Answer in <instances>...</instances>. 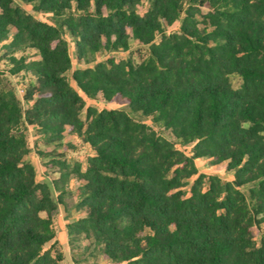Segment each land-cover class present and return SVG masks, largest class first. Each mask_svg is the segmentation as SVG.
I'll return each mask as SVG.
<instances>
[{
	"label": "trees",
	"instance_id": "obj_1",
	"mask_svg": "<svg viewBox=\"0 0 264 264\" xmlns=\"http://www.w3.org/2000/svg\"><path fill=\"white\" fill-rule=\"evenodd\" d=\"M19 1L49 22L0 0V264H61V213L107 264H264V0Z\"/></svg>",
	"mask_w": 264,
	"mask_h": 264
},
{
	"label": "rangeland",
	"instance_id": "obj_2",
	"mask_svg": "<svg viewBox=\"0 0 264 264\" xmlns=\"http://www.w3.org/2000/svg\"><path fill=\"white\" fill-rule=\"evenodd\" d=\"M18 2L22 4L19 0ZM22 6L31 14H34L37 18L43 20V21H48L49 18L46 15L35 13L34 11L31 10L30 6L22 4ZM143 8L141 9V12H143ZM202 11L205 12V8H202ZM175 27H178V23L174 25ZM174 29V28H173ZM140 51V52H138ZM1 53V50H0ZM146 53V50L134 43L131 45V52H118V53H110V52H101L97 54L96 59L97 60H103L107 58L110 55H113L117 60L127 58L129 56H132L135 62H138L140 59V55H144ZM1 69H5V66L3 62H1ZM8 79L13 85L17 84V92L19 97H22V90L24 89L23 85L19 82L20 80L17 77H11L6 73ZM29 79H33L32 76H29ZM73 83V82H72ZM88 105L96 106L99 109L103 108L105 106V102L101 99L98 98L97 101H92L88 100L87 101ZM123 108L127 109L126 106H123ZM82 117H84V113L82 114ZM140 118V117H136ZM150 122V121H147ZM158 129V128H157ZM160 131L164 136L168 138H172L171 134L166 131L158 130ZM27 139L29 142V145L31 147V153L29 155V158L32 160V162L35 164L36 167V172H37V178L39 180L44 178L45 173H48L49 170L44 165V160L42 157L39 155V152H48L50 151L53 147H48L43 144V142L40 141L38 138L37 132L35 128L28 126L27 131H26ZM72 144L73 148H69L67 150V156L70 160H77L80 162H84L86 157L89 156L92 151L89 148L88 145L84 144L81 140H79L76 137H72L69 135H66L64 139V144ZM62 149V148H61ZM60 149V150H61ZM47 161V160H46ZM45 161V163H46ZM197 165L199 168V171L201 173H210V174H218L222 178L231 180L233 179V176L231 173H227L223 167L217 168V167H212L210 166L209 162L203 161V160H197ZM192 182V180H190ZM72 187H76V183L73 182L71 183ZM185 190L188 192L189 191V186L185 188ZM60 220L64 218V215L62 214L61 217H59ZM58 218V220H59ZM58 220L56 222V235H57V240L59 242V248L61 251H63L65 258L62 261L61 264H107L108 261L104 256L97 255L94 257L89 256L88 251L85 250V245L87 244L86 240H82L78 243L72 244L69 241V237L66 231V228L63 223H58ZM258 239V237H257ZM50 244L46 246L48 248Z\"/></svg>",
	"mask_w": 264,
	"mask_h": 264
},
{
	"label": "crops",
	"instance_id": "obj_3",
	"mask_svg": "<svg viewBox=\"0 0 264 264\" xmlns=\"http://www.w3.org/2000/svg\"><path fill=\"white\" fill-rule=\"evenodd\" d=\"M72 137H74V136H72ZM62 216V213L59 215V217H61ZM58 223H63L64 224V226H65V220H64V218L62 219V220H60V218H59V220H58ZM66 228V227H65ZM67 231V230H66Z\"/></svg>",
	"mask_w": 264,
	"mask_h": 264
},
{
	"label": "built area",
	"instance_id": "obj_4",
	"mask_svg": "<svg viewBox=\"0 0 264 264\" xmlns=\"http://www.w3.org/2000/svg\"><path fill=\"white\" fill-rule=\"evenodd\" d=\"M173 28H174V29H173ZM174 30H175V27H171V28L169 29V31H171V32H173ZM24 92H25V90L23 89V90H22V92H21V93H22V95H21V96H23V95H24Z\"/></svg>",
	"mask_w": 264,
	"mask_h": 264
}]
</instances>
